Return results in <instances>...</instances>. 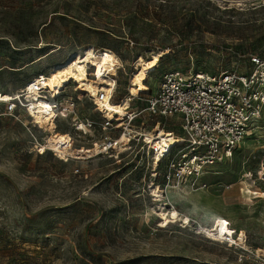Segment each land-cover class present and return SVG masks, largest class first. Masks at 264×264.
Returning <instances> with one entry per match:
<instances>
[{
    "label": "rangeland",
    "instance_id": "obj_1",
    "mask_svg": "<svg viewBox=\"0 0 264 264\" xmlns=\"http://www.w3.org/2000/svg\"><path fill=\"white\" fill-rule=\"evenodd\" d=\"M104 49L121 61L113 103L129 89L134 62L153 54L160 59L144 77L148 92L168 71H243L241 55L264 49V0H0V94ZM86 70L91 79L93 67ZM60 92L71 99L77 93L84 98L79 115L100 119L73 83ZM152 118L143 113L132 130L151 133ZM179 123L168 119L155 131L177 134ZM55 127L80 152L98 147L92 143L102 136L97 129L76 134L65 117ZM32 135L44 140L43 153ZM48 135L22 110L0 116V264H248L238 261L239 250L204 234L216 224L232 236L240 232L236 241L246 236V247L264 249V194L238 184L240 172L264 157V112L232 159L214 167L208 189L166 196L165 160L154 161L142 135L128 143L121 138L102 155L55 151L64 158L47 150Z\"/></svg>",
    "mask_w": 264,
    "mask_h": 264
},
{
    "label": "built area",
    "instance_id": "obj_2",
    "mask_svg": "<svg viewBox=\"0 0 264 264\" xmlns=\"http://www.w3.org/2000/svg\"><path fill=\"white\" fill-rule=\"evenodd\" d=\"M241 57L246 63L243 71L237 68L216 73L194 69L173 70L162 74L156 89L153 88L148 93L138 92L134 95L127 89L120 99L121 102L126 98L127 108L122 116L116 115L114 120L106 118L103 111L106 107L105 100L112 102L115 85L108 98H105L106 92L101 90L95 97L90 98L92 113L100 117L95 121L78 113L77 103L84 98L78 99L77 93L73 99L66 98L62 92L54 97L42 83L47 75L38 73L25 86L15 90L18 93L12 99L0 100V105L3 106L0 116H9L20 110L25 112L32 103L49 102L59 118L71 120L76 134H86L94 129L102 132V136L92 143L93 146H98L97 155L115 150L121 144L119 141L122 137L128 143L134 140L136 134L138 137L142 135V141L149 147L154 161L158 163L165 160L161 174L164 196L167 190L183 192L208 189L210 183L207 178L216 174L214 167L232 159L235 149L248 135L251 127L263 117L264 49L243 54ZM143 113L153 117L151 133L154 137L160 135L159 130L155 131L156 127L163 130L168 119H178L179 132H170L174 137L180 138V143L165 148L163 153L158 139L147 143L145 134L130 128ZM32 139L36 152L43 153L44 140L33 135ZM47 150H50L49 147ZM238 184L245 188L240 189L242 192L246 188L257 186L259 192L250 189L255 193L251 195L264 194V157L259 160L254 170L240 172ZM231 187L232 185H225L224 189ZM192 223L199 227L200 223L195 219H192ZM204 234L208 235L206 232ZM218 241L228 248L239 250L240 263L264 264V253L260 250L239 246L227 239ZM245 244L247 245L246 241Z\"/></svg>",
    "mask_w": 264,
    "mask_h": 264
},
{
    "label": "bare ground",
    "instance_id": "obj_3",
    "mask_svg": "<svg viewBox=\"0 0 264 264\" xmlns=\"http://www.w3.org/2000/svg\"><path fill=\"white\" fill-rule=\"evenodd\" d=\"M159 59V54H153L151 59L146 61L137 60L134 62L133 71L130 73L129 85V91L132 94L135 95L137 92H139V90L142 93L148 92L149 89L145 85L144 77L148 70L153 68L155 69L158 66ZM120 65L121 61L118 56L109 49L102 50V52L97 56L94 55L90 50H87L83 55L77 56L67 63L51 70L50 74L47 75V78L44 79L42 83L46 89L50 90L52 95L58 93V91L63 89L66 84L73 83L77 91L88 95L90 98L95 97L97 92L100 90L105 91V98H108L109 93L115 85L113 76H115L116 69ZM87 66H91L94 69L90 75L92 76L91 79L89 78L86 70ZM14 94L15 93L0 94V100H10ZM127 104V100H124L120 103L107 102V100H105L106 107L103 111V114L106 118L114 120L116 115L122 116L124 114V109L127 108ZM53 107L54 106L49 102L40 101L38 103L30 104V109L25 110V113L28 117L32 118L41 126L46 127L47 131L49 132V135L45 141L46 147H49L50 150H54L57 152V154L61 155L73 153L76 155H85L87 157L97 155L98 147L87 149L84 152H80L76 149L71 150L69 148L66 138L62 134H59L55 131V121L59 114L56 113ZM120 120L121 119H117V121ZM130 128L132 129V127ZM159 131L160 135L158 137H154L153 133H146L145 138L147 143H153L155 142L154 140L158 139V145L161 148L162 153L165 151V148L173 144L180 143L181 140L179 137L176 138L171 134H165L162 130ZM42 149L44 150V147H42ZM152 192L159 200L161 199L160 197L162 195L158 194L159 192L157 189ZM229 227L231 226L229 225ZM206 234H210L209 236H212L213 238H211L213 240L224 241L227 239L233 244L243 247L247 246L245 244L246 237L245 240L243 239L242 241L235 240L238 239L240 232L237 236L233 235V237V231L219 224H216L211 230H207ZM257 250H260L264 253V249L262 248H258Z\"/></svg>",
    "mask_w": 264,
    "mask_h": 264
}]
</instances>
